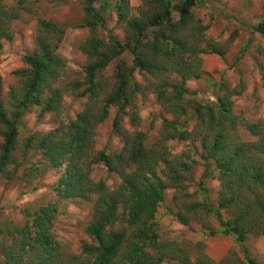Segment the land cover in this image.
<instances>
[{"label": "trees", "instance_id": "trees-1", "mask_svg": "<svg viewBox=\"0 0 264 264\" xmlns=\"http://www.w3.org/2000/svg\"><path fill=\"white\" fill-rule=\"evenodd\" d=\"M209 1L143 0L138 13H134L127 0H116L118 21L125 22L129 33L127 42L113 39L112 44L106 46L103 41H92L85 52L100 61L87 69V88L81 96L87 99L85 107L70 122L27 141V149L39 150L48 166L64 169L54 195L74 202L89 201L93 195L97 196L92 221L86 229L91 242L83 244L81 256L75 255L66 262L61 244L52 234L59 209L56 204H48L33 217V225L38 228L34 242L27 240L17 248H7L5 264H164L167 260L190 264L193 253L199 255L196 264H237L231 258L213 261L205 253L204 243L161 240L157 213L169 191L174 194L172 206L166 210L179 223L190 227L198 222L210 230L211 237L234 238L246 255L241 264H259L249 258L245 243L251 236H264V125L248 120L241 123L234 114V98L242 96L243 85L232 88L225 80L217 82L212 73L204 69V55L223 58L236 36H232L228 46L205 37L209 25L196 18L194 10ZM84 2L87 15L105 26L103 17L94 9V0ZM1 18L2 0L0 21ZM41 29L45 36L51 32L63 33L46 22H41ZM4 30L0 27V41L9 37V30ZM253 32L264 35V21L255 25ZM46 37L39 40L37 54L23 58L30 69L17 73L23 80L20 91L11 92L18 104L16 112L10 116L0 105V136L3 139L0 173H7V167L14 160L22 112L39 107L43 116L61 110V91L52 89V93H46L50 80L57 76V67L61 66L58 58L52 55ZM124 51L133 55L136 68L150 76L156 79L176 77L175 85L157 91L161 107L173 118L163 121L160 140L147 144L146 133H128L117 117L113 129L125 138L123 151L98 152L87 170L81 166L89 156L96 127L106 121L110 106L132 97L134 72L125 77L120 69L116 73L119 84L114 94L106 97L103 106L93 99L99 95L97 71L108 66L112 56ZM244 53L245 50L236 63L242 60ZM190 80H205L215 92V100L186 103L193 94L186 87ZM81 87L80 83H75L74 89ZM183 117L185 120L179 122ZM195 118L194 129L186 128L185 123ZM243 131L252 139H245ZM175 140L199 142L201 147L196 154L201 160L193 158L191 152L173 154L168 144ZM203 161L206 171L198 184L201 195L191 193L194 172ZM98 168L119 175L120 185L111 188L105 179H94ZM209 179L219 182L218 193L207 190L205 185ZM210 218L217 220L218 228L211 226ZM28 247L30 258L22 262V253Z\"/></svg>", "mask_w": 264, "mask_h": 264}, {"label": "rangeland", "instance_id": "rangeland-1", "mask_svg": "<svg viewBox=\"0 0 264 264\" xmlns=\"http://www.w3.org/2000/svg\"><path fill=\"white\" fill-rule=\"evenodd\" d=\"M127 1L134 13H138V8L143 5V0ZM115 2L116 0H94V9L103 17L104 26L100 20L87 15L84 0H2L0 27L9 30V37L0 41V105L10 116L16 112L18 104L13 100L11 92L20 91L23 80L17 73L28 70L29 66L24 64L23 58L28 54H37L39 40L46 36V42L53 50L52 55L58 58L59 65L61 62V66L57 67V76L50 80L46 93H52V89L61 91L62 104L58 113L41 116L39 107H31L21 114L18 123L19 143L14 160L7 167V173H0V264H5L4 253L7 248H17L27 240L34 242L38 228L33 225V217L48 204H56L59 209L52 234L61 244L66 262H70L75 255L81 256L83 244L91 242L86 229L92 221L97 196L93 195L89 201L74 202L54 195L64 169L48 166L39 150L35 147L27 149V141L70 122L85 107L87 99L81 96L87 88V69L91 64L100 61L98 58H90L85 52V48L92 41H103L106 46L111 45L113 39L127 42L129 33L125 22L118 21ZM194 13L196 18L209 25L205 32L207 39L228 46L232 36L236 35L223 58L214 54L204 55V69L212 73L217 82L225 80L232 88L243 85L245 91L242 96L234 98V114L241 123L248 120L264 125V35L253 32L254 26L264 21V0H210L203 7L195 9ZM41 22L60 28L62 35L51 32L45 36L41 32ZM243 50L246 54L236 63ZM120 69L125 77L134 72V81L131 78L132 97L128 96V99L119 104L110 106L106 121L96 127L88 150L89 156L81 166L87 170L98 152L123 151L125 138L116 134L113 129L117 117L121 119L122 128L128 133H146L147 144L158 142L163 121L173 118L161 107L157 91L165 89L167 85H175L176 77L156 79L150 76L135 67L134 57L128 51L112 56L109 65L97 71L99 95L94 100H98L103 106L106 97L114 94L119 84L116 73ZM75 83H80L81 89H74ZM186 87L193 93L189 95L190 99L186 103H191V100H215V92L211 91L205 80L187 81ZM190 112L192 113L191 109ZM185 118H181L179 122ZM196 122V118L189 120L185 126L193 130ZM242 134L245 139H252L244 131ZM2 142L0 136V155ZM168 145L173 154L191 152L193 158L201 160L196 154L199 142L175 140ZM213 169L214 166L211 167ZM205 171L203 161L194 172L195 183L190 187L191 193L200 194L198 184L201 183ZM7 174L10 175L9 178ZM93 176L96 180L105 179L111 188L118 187L122 182L119 175L108 174L102 168L96 169ZM205 186L213 194L220 189L217 180L209 179ZM173 192L169 191L166 202L160 205L157 213L161 240L204 243L205 253L213 261L221 262L225 258H231L237 264L243 263L246 255L237 246L234 238L211 237L210 230H206L198 222L185 227L166 210L168 206H172ZM202 220H205L204 217ZM208 221L212 227L218 228L217 220L210 218ZM245 247L250 259L264 264V236L249 237ZM29 250L30 247L22 253V262L30 258ZM198 256L193 253L190 264H196ZM58 260L60 262L61 258ZM164 264L179 263L167 260Z\"/></svg>", "mask_w": 264, "mask_h": 264}]
</instances>
